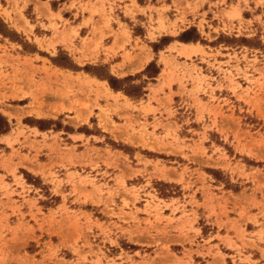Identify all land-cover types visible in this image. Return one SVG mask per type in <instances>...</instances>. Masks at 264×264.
<instances>
[{
  "label": "rangeland",
  "instance_id": "rangeland-1",
  "mask_svg": "<svg viewBox=\"0 0 264 264\" xmlns=\"http://www.w3.org/2000/svg\"><path fill=\"white\" fill-rule=\"evenodd\" d=\"M46 6L0 0V264L263 263L264 0Z\"/></svg>",
  "mask_w": 264,
  "mask_h": 264
},
{
  "label": "crops",
  "instance_id": "crops-1",
  "mask_svg": "<svg viewBox=\"0 0 264 264\" xmlns=\"http://www.w3.org/2000/svg\"><path fill=\"white\" fill-rule=\"evenodd\" d=\"M16 1L19 2V4H21L23 0H16ZM35 1L36 0H28V6H30L32 9H34ZM73 1L74 0H40V2L42 4L47 3V6L46 7H42V10H43V13H44L43 15H38V12L35 11V18H36V24L35 25L37 27H39L38 24L42 23L44 26H48L50 24V21L47 20V18L44 15H46L48 13H52V14L56 15L57 12L63 8L62 6L68 7ZM75 1L80 2L81 0H75ZM82 1L84 3L87 2V0H82ZM109 1L110 2L111 1H115L116 2L117 0H109ZM91 2H93V0H91ZM54 3L56 4L55 6H57V7H52V5ZM140 7L141 8L146 7V2H144L143 5H140ZM63 12L64 13L61 15L62 18L63 19H67L70 22H72L69 25V27L67 28V30H66L67 33L70 32V29H76V34L78 35L79 39H83L86 36L89 37V34L91 33L90 32V27L91 26H85L83 24L84 21H86L88 19L89 15L79 13L78 8L70 9L68 17H67V15H65V13H67V10H65ZM75 14H77V18H74ZM93 20H97L96 17H93ZM55 23H56V25H60L59 21L56 20V19H55ZM43 35L46 36V37L52 36V30H50L48 28H45L44 31H43ZM73 42H74V45H76L75 49L78 52H82V53H90L91 52V50H90L91 48H82L80 41H78V38H75ZM108 42H109V45L112 44V37H111V39ZM57 45H58V47H60V49H63V50H66V51H70L69 49H71V48H66V46L64 44H62V43H59ZM125 50H129V49L128 48L117 49L115 55H111L110 53H108L109 57H104L106 55L105 51L102 50V49L101 50L99 49V51H98L99 52V58L101 59V61H106V59L110 60V59L116 58L115 59L116 61L113 60V62H114L113 64L114 65H121L122 62H123V52ZM73 56L76 58L77 56L78 57L82 56V54L81 55L80 54H77V55L74 54ZM141 57H143V56H141ZM142 67H143V65H141V67H137V69L142 68ZM112 93H113V95L118 94V93H115L113 91H112ZM144 101H146V100H144ZM187 211L189 212L190 209H187ZM228 217L230 218L231 216L229 215ZM228 234L232 235V233H229V232H228ZM260 264H264V261H263V263H260Z\"/></svg>",
  "mask_w": 264,
  "mask_h": 264
},
{
  "label": "trees",
  "instance_id": "trees-1",
  "mask_svg": "<svg viewBox=\"0 0 264 264\" xmlns=\"http://www.w3.org/2000/svg\"><path fill=\"white\" fill-rule=\"evenodd\" d=\"M0 33L4 34L2 30H0ZM187 33V32H185ZM185 42L191 41V39H181ZM198 40V38L195 39V41ZM68 58H65V61L63 63H58L56 59H53L52 62L55 65L61 66V67H70V63H67ZM89 67L84 68V70L92 75L95 76L97 79L106 81L110 87L115 92H122L125 96L132 98V99H138L140 96H142L145 92L142 91L143 86L142 85H134L131 82L133 79L128 76L125 78H116L109 74L107 71H100V72H93L89 70ZM99 69H103V67H99ZM149 70H153V74L149 75L148 77L153 78L159 73V69L155 66V63L151 62L147 65L145 69V73ZM143 72V73H144ZM9 131V123L7 119L0 114V135L6 134Z\"/></svg>",
  "mask_w": 264,
  "mask_h": 264
}]
</instances>
